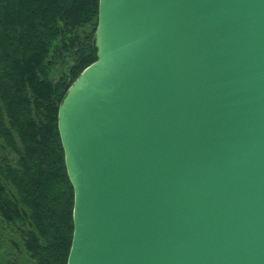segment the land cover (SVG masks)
Wrapping results in <instances>:
<instances>
[{
	"label": "water",
	"instance_id": "obj_1",
	"mask_svg": "<svg viewBox=\"0 0 264 264\" xmlns=\"http://www.w3.org/2000/svg\"><path fill=\"white\" fill-rule=\"evenodd\" d=\"M94 38L66 264H264V0H99Z\"/></svg>",
	"mask_w": 264,
	"mask_h": 264
},
{
	"label": "trees",
	"instance_id": "obj_2",
	"mask_svg": "<svg viewBox=\"0 0 264 264\" xmlns=\"http://www.w3.org/2000/svg\"><path fill=\"white\" fill-rule=\"evenodd\" d=\"M98 2L0 0V264L7 239L37 264L67 263L74 192L58 105L97 58Z\"/></svg>",
	"mask_w": 264,
	"mask_h": 264
},
{
	"label": "flooded vegetation",
	"instance_id": "obj_3",
	"mask_svg": "<svg viewBox=\"0 0 264 264\" xmlns=\"http://www.w3.org/2000/svg\"><path fill=\"white\" fill-rule=\"evenodd\" d=\"M23 246V242L21 241L15 242L11 239H7L6 244L3 246L1 259H5L6 264L9 263V259H11V263L13 264L14 262L17 264H26L27 262L32 264L35 263L30 255L24 250Z\"/></svg>",
	"mask_w": 264,
	"mask_h": 264
},
{
	"label": "rangeland",
	"instance_id": "obj_4",
	"mask_svg": "<svg viewBox=\"0 0 264 264\" xmlns=\"http://www.w3.org/2000/svg\"><path fill=\"white\" fill-rule=\"evenodd\" d=\"M26 264H32V263H30V262H27ZM33 264H36V263H33Z\"/></svg>",
	"mask_w": 264,
	"mask_h": 264
}]
</instances>
